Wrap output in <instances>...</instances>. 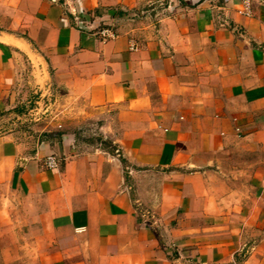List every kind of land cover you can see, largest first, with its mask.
I'll use <instances>...</instances> for the list:
<instances>
[{
	"label": "crops",
	"instance_id": "obj_1",
	"mask_svg": "<svg viewBox=\"0 0 264 264\" xmlns=\"http://www.w3.org/2000/svg\"><path fill=\"white\" fill-rule=\"evenodd\" d=\"M242 1L0 0V264H264V0ZM41 90L72 127L2 123ZM96 115L116 154L79 139Z\"/></svg>",
	"mask_w": 264,
	"mask_h": 264
},
{
	"label": "rangeland",
	"instance_id": "obj_2",
	"mask_svg": "<svg viewBox=\"0 0 264 264\" xmlns=\"http://www.w3.org/2000/svg\"><path fill=\"white\" fill-rule=\"evenodd\" d=\"M40 92L42 95H40ZM34 95L36 96L31 99L28 105L23 106L24 108L20 113L5 116L2 123L8 128L18 131L22 136H30V133L33 132V126L36 124L63 122L67 126L72 127L76 122L75 120L79 119L75 115V111H78L75 108H78L79 104L68 99L63 91L48 90L44 92V90H41L37 91ZM113 110L110 112H113ZM109 117L112 118L113 114ZM104 118L105 115H96L78 122L80 129L77 135L79 139L84 140L91 147L98 145L107 152L116 154V145L113 144L112 139L99 131V126L105 121ZM118 153L121 154L120 151ZM123 164L125 166V162ZM124 170L127 171L128 169Z\"/></svg>",
	"mask_w": 264,
	"mask_h": 264
},
{
	"label": "built area",
	"instance_id": "obj_3",
	"mask_svg": "<svg viewBox=\"0 0 264 264\" xmlns=\"http://www.w3.org/2000/svg\"><path fill=\"white\" fill-rule=\"evenodd\" d=\"M243 4V13L245 14H249L250 13V2L249 0H243L242 1ZM76 19H78V17H75ZM94 34H96L100 40L104 41L110 38H114L116 36L115 31L112 29L111 26L108 25H102V26H98L94 29ZM130 48H135V43L131 40V45ZM44 164L48 167V168H55L58 165V160L54 155H49L45 158Z\"/></svg>",
	"mask_w": 264,
	"mask_h": 264
}]
</instances>
